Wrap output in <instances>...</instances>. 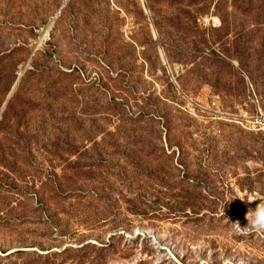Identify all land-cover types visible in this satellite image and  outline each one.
Here are the masks:
<instances>
[{
    "label": "rangeland",
    "instance_id": "374dc122",
    "mask_svg": "<svg viewBox=\"0 0 264 264\" xmlns=\"http://www.w3.org/2000/svg\"><path fill=\"white\" fill-rule=\"evenodd\" d=\"M199 1L0 0V264H264V29Z\"/></svg>",
    "mask_w": 264,
    "mask_h": 264
},
{
    "label": "trees",
    "instance_id": "16d2710c",
    "mask_svg": "<svg viewBox=\"0 0 264 264\" xmlns=\"http://www.w3.org/2000/svg\"><path fill=\"white\" fill-rule=\"evenodd\" d=\"M198 3H201V7L197 9V14L201 13L204 9V5H206V0H200ZM242 11V14L245 17L246 25L253 23L254 25L260 26V28L264 29V0H217L215 4V13L220 18V26L218 28H213L209 31H203V39L207 46L209 43L211 44H219L220 52L218 53L216 50L211 49V52L207 55L208 59H215L218 62H222L232 69H235L232 61L236 59L240 65V69L245 71L249 70L251 73L254 72L256 67H259L261 63L259 62H251V61H243L240 57L232 55L231 50L234 48V45L237 44L238 36V28H239V12ZM256 12V14H253ZM229 37H233V40L229 41ZM210 47V46H209ZM187 53L186 58L191 60V58H196L197 54L191 55ZM183 59V63L189 65L191 61ZM196 62V61H194ZM192 62V63H194ZM191 64V63H190ZM263 82V83H262ZM262 91L264 94V80L262 81ZM115 104H118L117 102ZM164 118V117H163ZM168 120L170 117L165 116Z\"/></svg>",
    "mask_w": 264,
    "mask_h": 264
},
{
    "label": "clouds",
    "instance_id": "9594fccd",
    "mask_svg": "<svg viewBox=\"0 0 264 264\" xmlns=\"http://www.w3.org/2000/svg\"><path fill=\"white\" fill-rule=\"evenodd\" d=\"M250 223L251 226L256 230H264V211H259L255 213Z\"/></svg>",
    "mask_w": 264,
    "mask_h": 264
},
{
    "label": "built area",
    "instance_id": "2783aa9c",
    "mask_svg": "<svg viewBox=\"0 0 264 264\" xmlns=\"http://www.w3.org/2000/svg\"><path fill=\"white\" fill-rule=\"evenodd\" d=\"M258 120H259V124L261 125V128H262V130H263V132H264V116L261 117V118L258 119Z\"/></svg>",
    "mask_w": 264,
    "mask_h": 264
},
{
    "label": "water",
    "instance_id": "95a60500",
    "mask_svg": "<svg viewBox=\"0 0 264 264\" xmlns=\"http://www.w3.org/2000/svg\"><path fill=\"white\" fill-rule=\"evenodd\" d=\"M145 8H146V6H145Z\"/></svg>",
    "mask_w": 264,
    "mask_h": 264
}]
</instances>
